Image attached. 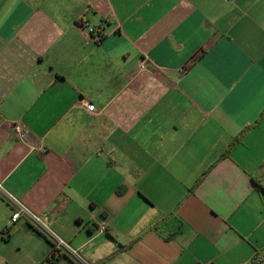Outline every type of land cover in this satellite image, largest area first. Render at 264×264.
<instances>
[{
	"label": "crops",
	"instance_id": "crops-1",
	"mask_svg": "<svg viewBox=\"0 0 264 264\" xmlns=\"http://www.w3.org/2000/svg\"><path fill=\"white\" fill-rule=\"evenodd\" d=\"M255 181L264 0H0V264H264Z\"/></svg>",
	"mask_w": 264,
	"mask_h": 264
},
{
	"label": "built area",
	"instance_id": "built-area-1",
	"mask_svg": "<svg viewBox=\"0 0 264 264\" xmlns=\"http://www.w3.org/2000/svg\"><path fill=\"white\" fill-rule=\"evenodd\" d=\"M148 65H149L148 60H147V59H144V60L139 64V70H140L141 72H145V71H147V69H148ZM88 109H89L90 111H94V110H95V107H94L93 105H89ZM14 130H15V132H16L17 137H18L20 140L25 141V140L28 139V137H29V131H28L27 128H25V127L23 126L22 123H20V122H16L15 125H14ZM14 201H15V203H17V204L19 205V210L16 211V212L12 215V218H11L12 223H16V222H18V220L21 218V215H22L23 213H25V212H26V213H30L29 210H27V208H25V207H24V206H23L18 200L14 199ZM34 217L38 220V218H37L36 216H34ZM100 230H101L102 232H104V231L106 230L105 226H102V227L100 228ZM60 243H61V242H60Z\"/></svg>",
	"mask_w": 264,
	"mask_h": 264
},
{
	"label": "trees",
	"instance_id": "trees-1",
	"mask_svg": "<svg viewBox=\"0 0 264 264\" xmlns=\"http://www.w3.org/2000/svg\"><path fill=\"white\" fill-rule=\"evenodd\" d=\"M255 187L258 191H261L264 193V187L262 186V184H260V182L255 181ZM58 256H56L55 254H52V259L55 260L57 259ZM257 261L259 262H263L264 263V258H258Z\"/></svg>",
	"mask_w": 264,
	"mask_h": 264
}]
</instances>
